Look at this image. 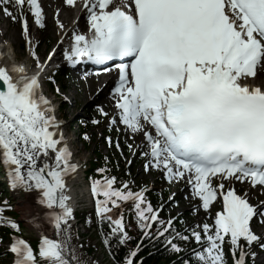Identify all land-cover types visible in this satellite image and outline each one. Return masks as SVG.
Segmentation results:
<instances>
[{
    "label": "snow or ice",
    "instance_id": "obj_1",
    "mask_svg": "<svg viewBox=\"0 0 264 264\" xmlns=\"http://www.w3.org/2000/svg\"><path fill=\"white\" fill-rule=\"evenodd\" d=\"M65 3L76 6V0ZM26 7L42 24L39 0H0V12L20 20L38 68L29 72L23 64H0L6 85L0 90V164L12 187L40 190L57 238L42 234L34 247L13 234L9 250L13 264H88L72 242L73 207L66 194L69 174L79 164L55 105L43 94L41 76L52 53L44 61L31 47ZM83 7L87 31H79L76 22L65 29L57 17L65 36L71 33L64 57L71 64H111L97 71L118 73L112 89L118 111L110 115L97 106L99 113L110 126L119 121L133 134L142 133L139 154L145 169L155 168L169 181L187 178L211 218L178 230L177 217L162 219L164 205L153 206L145 189L132 191L129 181L116 187L117 178L105 175L93 181L92 191L98 216L112 225L108 237L130 238L122 209L131 201L145 237H160L173 251L184 248L179 241L194 239L199 245L192 251L195 264H227V243L233 264H247L248 256H256L252 245L264 240L251 223L259 217L264 224V201L251 202V192L240 193L231 182L248 180L264 192V81L256 83L257 67L264 68V0H83ZM115 58L119 64L112 63ZM115 146L121 148L119 140ZM221 196L222 208L213 215V201ZM5 206L0 205V223L20 230L17 221L3 216ZM138 251L139 245L123 264H136Z\"/></svg>",
    "mask_w": 264,
    "mask_h": 264
},
{
    "label": "rangeland",
    "instance_id": "obj_2",
    "mask_svg": "<svg viewBox=\"0 0 264 264\" xmlns=\"http://www.w3.org/2000/svg\"><path fill=\"white\" fill-rule=\"evenodd\" d=\"M1 33L2 34L4 33V36H5L4 38L9 40V42L15 43L16 52L20 53L22 55V58H25L26 52H24L22 50V48L20 49V46H19L20 43L22 42V37H21L19 26L16 25L11 19H8L6 21H3V23L0 27V37H1ZM50 33H51V35H49V36L51 38V44L49 46L48 45L42 46V51H41L42 55H46L47 51H49L52 48V46H54L56 44L58 35L57 36L53 35L54 32L52 31V29H51ZM38 35H39V32L37 33V36ZM47 37H48L47 32H45V34L42 35V38L46 39ZM71 81H73L72 78L66 79V83L68 84L69 88L66 89L65 92H67L68 94H70L73 97V95L76 96L77 93H75V91H73V89H76V88L73 87ZM80 85L83 87V89L85 91L88 89L87 83H81ZM69 91H70V93H69ZM83 97H85L84 102H86V104H87L88 100L91 101L89 94H85ZM83 97H81V99ZM84 102H82V103H84ZM77 103H78V100H77ZM84 106L81 107L79 104L74 105L72 103L71 105H67L62 112L67 115L68 119H73L77 115V113H80V114L85 113ZM77 133H78V130L75 132L74 135H72V138H76ZM100 135H101V130H97V135L96 136L94 135L95 136L94 142L96 140H98V138H100ZM76 147H77V149L80 150L82 148V144L77 143ZM104 149H105V147H104ZM105 151H106V149H105ZM80 156H82L88 160L91 157H93L94 154H93V151L87 150L85 152L81 151ZM133 172L136 173L138 178H142V177L145 179L149 178L152 182L154 181V176L143 173L142 169L137 164L134 166ZM0 180H4V177L0 176ZM28 191H29L28 189H25V191L22 193H12V194H9V196L12 198L14 209L19 214V219L22 221V225L24 227V234L29 235L30 237H33V236L36 237L39 234L38 231H40V228L37 227L36 225H32L31 221L27 220L28 218H24V216H23L24 213L27 211V210H25V206L23 204V201L26 199ZM5 193L7 194V190L5 191ZM27 213H28V211H27ZM88 223H89V221L85 220V223H83L82 225H79L77 228L76 227L75 228L81 233V232L87 230V224ZM55 232H56V230L54 228L53 233H55ZM89 232L92 233L93 231L91 230ZM51 235H53V234H51ZM92 235H95V234L93 233ZM100 244H101V242L99 240H95V246L97 247V250H98L96 253V262H97V264H109L108 262H110V261H108V262L103 261V259H104L103 257H105L104 253H106V250L103 247V245L101 244L102 245V247H101Z\"/></svg>",
    "mask_w": 264,
    "mask_h": 264
},
{
    "label": "bare ground",
    "instance_id": "obj_3",
    "mask_svg": "<svg viewBox=\"0 0 264 264\" xmlns=\"http://www.w3.org/2000/svg\"><path fill=\"white\" fill-rule=\"evenodd\" d=\"M51 2L55 1V0H50ZM62 5V12H61V19L63 22H66L67 25H70L73 21L76 20V18L78 16H80V20L82 22L85 21V16L83 15L82 11L80 8H73L71 6H68L65 2H61ZM63 32V31H62ZM8 55L11 57H15V55L17 54L16 49H15V43H11L8 45V47L6 48ZM260 77H262L263 74H259ZM264 76V75H263ZM100 80H103V76H100ZM108 94L106 89H104L99 96H97L98 100H103L105 98H107ZM81 180V176L79 175V177L77 178L74 177L71 181V189L69 191V195H72V190H74L75 184L79 183V181ZM74 184V185H73ZM73 185V186H72ZM17 189H19V186H17ZM259 189V188H257ZM40 191V190H39ZM257 191H260L257 190ZM80 192H83V189L80 190ZM23 204L25 206V210L27 211L24 213V218H28L29 220L33 221V222H38L39 226L41 228L42 231H46L47 233L50 231L49 227L47 226L46 223L43 222L42 220V216L40 214L41 211V207L40 204L37 202V194H35L34 192L28 193L26 199L23 201ZM41 223L43 224L41 226Z\"/></svg>",
    "mask_w": 264,
    "mask_h": 264
},
{
    "label": "trees",
    "instance_id": "obj_4",
    "mask_svg": "<svg viewBox=\"0 0 264 264\" xmlns=\"http://www.w3.org/2000/svg\"><path fill=\"white\" fill-rule=\"evenodd\" d=\"M75 246H77V252L80 254V257L82 259H86L88 261V264H93L92 259H91V248H86L84 245H80L78 242L74 243ZM117 249V248H116ZM116 251L117 257H121L124 252V248H121L120 250H114ZM147 253L145 257L143 258V261L141 264H161L163 263V257L165 256L164 254V249L159 245L151 249V251L148 249L145 251ZM163 264H171V260L168 259L166 263ZM177 264V263H175Z\"/></svg>",
    "mask_w": 264,
    "mask_h": 264
}]
</instances>
